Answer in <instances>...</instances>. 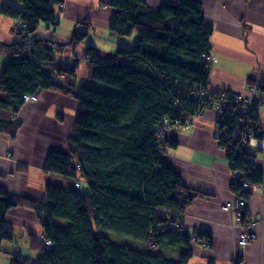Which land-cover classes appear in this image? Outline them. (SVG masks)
I'll return each instance as SVG.
<instances>
[{
    "label": "trees",
    "instance_id": "trees-1",
    "mask_svg": "<svg viewBox=\"0 0 264 264\" xmlns=\"http://www.w3.org/2000/svg\"><path fill=\"white\" fill-rule=\"evenodd\" d=\"M147 1L109 0L117 10L109 32L117 38L135 33L131 49L118 47L107 59L91 47L85 52L89 78L116 88V96L53 83L52 77L42 72L40 63L52 61V42L34 35L40 23L55 25L53 9L63 0H17L21 9L1 7V15L23 22L26 28L17 34L15 25L19 40L12 44L11 57L0 70V91L5 94L0 98V109L16 113L25 103L24 95L37 96L42 90L70 95L77 111L68 145L79 168L74 170L62 157L50 154L44 169L73 180L82 175L87 190L65 193L46 186L43 234L52 246L46 249L37 239L35 260L11 256V264L189 262L192 236L184 232L181 237L172 225L174 216L182 217L191 197L179 176L163 163L153 140L155 127L164 117L176 121L182 114L192 116L200 107L187 98L183 85L197 83L206 90L210 69L204 68L201 57L210 54L211 28L195 0H179L177 5L163 2L157 9L150 8ZM89 25L87 20L79 23L68 45L83 42ZM75 69L77 66L59 69L57 75L74 76ZM217 114L221 129L228 133L233 110ZM16 126L13 118L0 114V132H14ZM226 147L230 168L245 170V153L235 156L232 146ZM244 178L252 186L261 182V175L255 172ZM17 205L27 204L0 187V246L12 240L6 215ZM30 208L40 210V203ZM53 219L67 225H54ZM107 234L145 244L149 251L114 243ZM168 254H177V260Z\"/></svg>",
    "mask_w": 264,
    "mask_h": 264
},
{
    "label": "crops",
    "instance_id": "crops-1",
    "mask_svg": "<svg viewBox=\"0 0 264 264\" xmlns=\"http://www.w3.org/2000/svg\"><path fill=\"white\" fill-rule=\"evenodd\" d=\"M178 1L148 0L147 5L157 9L163 2L177 5ZM195 1L200 3L204 22L211 28L208 38L211 63L206 90L246 94L255 83L264 81V0ZM4 5L22 8L17 0H0V9ZM116 13L109 0H63L60 6L54 7L55 25L45 31L39 27L34 35L57 46L52 50V61L40 63L42 72L52 77L53 83H69L75 89L89 83V69L84 64L86 49L94 48L106 59L116 52L112 44L116 45L120 38L109 32ZM85 20L90 25L81 43L88 41L89 46L79 49L78 44L68 45L74 28ZM17 22L0 14V70L11 57ZM89 29L100 41L91 40ZM124 38L120 47L131 49L136 43L135 33ZM73 66H77L74 76L63 72L57 75L59 69ZM4 95L0 91V98ZM37 98L35 102L24 103L16 113L0 109V114L13 118L17 125L14 132H0V187L27 204L13 207L6 215L13 236L11 241L1 243L0 264L5 262L4 258L11 264V256H22L30 261L38 257L34 248L47 222L42 211L47 203L46 186L57 187L65 193L85 188V182L77 189L73 179L44 169V161L50 154L62 157L76 169L68 145L77 111L76 101L70 95L52 90L39 91ZM185 126L166 132L161 159L179 176L191 197L181 217L184 232L209 240L206 247L190 243L191 258L187 264H234L235 259L242 260L243 264H264V150L249 149L261 182L251 187L245 210L247 220L255 223L251 226L255 238L241 247L239 237L243 227L233 215L221 209L234 196L230 188V165L216 141V133L221 128L220 116L207 110ZM38 203L40 210L30 208ZM52 223L59 227L67 225L60 219H53ZM170 258L176 260V254Z\"/></svg>",
    "mask_w": 264,
    "mask_h": 264
},
{
    "label": "built area",
    "instance_id": "built-area-1",
    "mask_svg": "<svg viewBox=\"0 0 264 264\" xmlns=\"http://www.w3.org/2000/svg\"><path fill=\"white\" fill-rule=\"evenodd\" d=\"M16 25L17 34L26 28L21 21H18ZM17 34L16 39L19 40ZM50 49L56 50L57 46L52 44ZM209 56L210 54L208 53L201 57L203 60L201 63H204L205 69H209L208 67L211 63V57ZM183 89L187 92V98L197 102L200 107L192 116L182 114L176 121H170L164 117L162 124L155 127L153 146L158 154H162V142L165 140L166 132L170 129L177 131L185 125L192 124L194 117L202 115L207 110H212L216 113H222L228 108L233 110L234 117L230 131L227 133L225 129L220 128V131L216 133V141L219 148L225 153L227 151V144L232 146V151L234 155L236 154L235 156L240 152L242 154L245 153L247 168L245 170L230 168V188L233 191L234 198L223 204L221 209L233 215L235 221L243 227V231L239 237V245L244 247L255 238V234L251 231V226H254L255 223L248 221L246 218L247 214L245 213L247 206L246 194H248L252 185L244 177L255 172L254 157L249 153V149L264 150V81L255 83L244 95H239L232 91L208 92L197 83H185ZM37 99L36 95L23 96L25 103L35 102ZM74 182L75 187L79 189L85 180L82 175H79ZM163 211L166 210L163 209ZM173 221L172 229L174 232H178L181 237L184 236L185 233L181 227V217L174 216ZM197 236L193 235L192 240L200 243L202 247H206L207 240L205 238L197 240ZM39 240L46 249L52 246L43 233L39 235ZM234 264H243V262L240 259H235Z\"/></svg>",
    "mask_w": 264,
    "mask_h": 264
},
{
    "label": "rangeland",
    "instance_id": "rangeland-1",
    "mask_svg": "<svg viewBox=\"0 0 264 264\" xmlns=\"http://www.w3.org/2000/svg\"><path fill=\"white\" fill-rule=\"evenodd\" d=\"M39 27H42L43 31H45L47 28L50 27V24H48V23H40ZM89 30H90L89 31V35L91 37V40L96 41V42L100 41V38L93 36V33L94 32L92 31V29H89ZM123 40H125L124 37L123 38H120L119 41H117V44L116 45H114V44H112V45L114 46V48H118V47H120V45L122 46ZM15 41H18V40H15ZM85 42H87V43H78L77 48L83 49L85 47H88L89 46V42L88 41H85ZM122 48H124V47H122ZM85 56H86V53H85ZM209 57H211V55ZM84 62H85L84 64H86V62H87V56L84 58ZM208 68L210 69V64H209V67ZM83 87H85V88L87 87L88 89L90 87L91 89H93V91H95V92L97 91V93H101V94H105V95H110V96L116 95V92L118 91L116 88H113L111 86H108L106 84H103L101 82H97V81H94V80H91L89 83L84 84ZM76 169H78V166H76ZM80 192L84 193V192H86V189L82 187L81 190H80ZM248 195H249V192H248V194H246V196L248 197ZM64 222H66V221H64ZM257 223L258 222H256V224ZM107 236L109 237V239L112 242L117 243L119 245H128V247H130L132 249H137L139 251H149V247L146 246L145 244L138 243V242L132 241V240L127 239V238L117 237V236H114V235H111V234H107ZM157 250L160 251L159 248H157ZM168 255H169L168 257L170 258V256L172 254H168ZM170 259H172V258H170ZM175 259L177 260V254H176V258ZM3 261H5V262H3V264H9V259L4 258Z\"/></svg>",
    "mask_w": 264,
    "mask_h": 264
},
{
    "label": "clouds",
    "instance_id": "clouds-1",
    "mask_svg": "<svg viewBox=\"0 0 264 264\" xmlns=\"http://www.w3.org/2000/svg\"><path fill=\"white\" fill-rule=\"evenodd\" d=\"M43 233V232H42Z\"/></svg>",
    "mask_w": 264,
    "mask_h": 264
}]
</instances>
